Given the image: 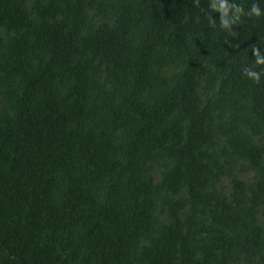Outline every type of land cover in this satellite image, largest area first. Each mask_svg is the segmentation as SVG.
<instances>
[{
    "label": "trees",
    "instance_id": "trees-1",
    "mask_svg": "<svg viewBox=\"0 0 264 264\" xmlns=\"http://www.w3.org/2000/svg\"><path fill=\"white\" fill-rule=\"evenodd\" d=\"M199 2L0 0V264H264V17Z\"/></svg>",
    "mask_w": 264,
    "mask_h": 264
},
{
    "label": "clouds",
    "instance_id": "clouds-1",
    "mask_svg": "<svg viewBox=\"0 0 264 264\" xmlns=\"http://www.w3.org/2000/svg\"><path fill=\"white\" fill-rule=\"evenodd\" d=\"M196 6L200 7L199 0H195ZM260 3H264V0H259V3L252 4L250 10L246 13L244 8L233 0H208V9L210 12L207 16L209 25L213 28L216 27L217 21L212 13L220 14L219 25L222 30L230 32L232 26L239 25L241 18L245 15H250L256 18L264 17V9L260 7ZM252 52L255 54V64L258 66H264V55L261 54L259 48L253 46ZM245 75L252 81L259 83L261 77L264 76V72L256 71L251 67L244 69Z\"/></svg>",
    "mask_w": 264,
    "mask_h": 264
}]
</instances>
